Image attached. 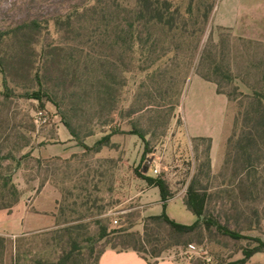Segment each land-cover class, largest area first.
<instances>
[{
	"label": "rangeland",
	"instance_id": "374dc122",
	"mask_svg": "<svg viewBox=\"0 0 264 264\" xmlns=\"http://www.w3.org/2000/svg\"><path fill=\"white\" fill-rule=\"evenodd\" d=\"M95 1L0 0V32H7L32 20L48 21L51 32L48 38L45 33L40 37L34 36L33 45L29 47L15 45L11 40H5L0 46V54L6 60L5 78L0 73V144H3L0 147L3 154L29 145L28 149L21 151L24 153L21 155H26L38 145V137L48 136V143H52L57 127L65 128L58 110L52 103L44 99L43 104H40L36 100L28 99L26 95H31L39 89L35 79L36 73L42 76L50 92L57 94L61 91V74L57 73L54 65L49 72L46 71L38 56L42 44L47 38V42H53V45L66 46L65 34L56 33L52 19L65 16L76 9L81 11L84 7L93 5ZM215 10H218L216 21L221 22L222 18L231 21L239 16L236 26L223 28L215 25ZM215 10L201 43V52H211L213 46L218 45L221 40H229L230 48L226 45L225 49L230 53L229 60L233 62L232 73L235 76L241 74L246 83L260 88L258 73H245L244 70L250 66L247 60L258 62L264 59V0H219ZM18 42L17 39L16 43ZM242 54L244 57H241ZM201 71L204 74L209 73L207 67H202ZM196 72L193 70L190 77L197 75ZM4 79L9 98L3 96L6 91ZM126 79L120 109H127L133 103L138 87L143 81L141 76L134 74L127 75ZM241 80L222 84V90L232 98L227 110L225 133L227 141L233 138L234 140L225 142L223 156L217 161H213L210 154V170L206 167L207 143L189 139L185 134L181 115L188 120L189 125L194 121V109L189 100L182 105L181 110L175 108L173 112L169 111L170 106H175L178 101L176 90L162 103V111L167 112L165 119H159L151 110L122 118L121 111L118 110L113 116V121L106 125L107 112L98 113L93 94L88 96V101H84V111L76 112L66 108L75 132L88 148L95 147L96 142L107 136L111 129L124 132L115 134L108 147H102L96 152L88 150L67 162L47 160L39 165L34 158L23 162L21 169L14 176L15 185L50 181L62 194L59 206L61 222L70 223L22 237L21 246L27 256L21 260V264H57L70 251L75 252L74 256L78 255L76 261L78 260L79 264H93L99 253L107 248L106 240H98L101 226L107 227L109 232L129 230L131 233L143 235L144 222L149 217L157 216L161 207L158 190L149 189L145 182L135 176L134 170L141 162L145 145L138 136L129 134L133 125H137L144 132L146 140L150 143L145 161V165H148L147 175H162L172 194L177 196L180 202L186 203L187 187L202 169L204 173L199 177V184L213 194L208 214L231 230L264 240V196L254 203L244 200L239 190L242 178L237 173L239 169L234 170L233 156L239 138L235 130L239 113L246 104L244 96L248 94L249 88L242 84ZM80 91L83 95L82 89L77 90ZM181 100L182 97L180 102ZM40 112L48 118L47 124L36 122ZM206 115L210 117L208 110ZM212 118L218 126L219 114H213ZM206 128L211 127L207 124ZM215 128L214 126L210 130ZM4 165L3 167H8L10 162ZM235 206L237 208H234ZM248 206L258 208L261 217L260 225L256 228L253 225L254 229L251 231L244 230L249 226L251 218ZM172 210L174 212L170 215L173 217L175 214L177 222H181V211L176 208ZM190 214L191 218L195 219L191 211ZM65 228L70 230L65 231ZM166 234L165 225L151 226V237L155 236L163 241ZM114 237L112 235L110 239H115ZM183 241L189 243L187 248L184 246L165 250L157 260L151 256L155 246L147 245L143 256L155 264L165 260H172L176 264H194L198 259L206 260L210 264H223L241 259L243 250L255 246L253 242L235 241L216 232L189 235L183 238ZM162 245L161 242L158 247L161 248ZM91 247L94 249L93 254L90 253ZM248 264H264V253L256 254Z\"/></svg>",
	"mask_w": 264,
	"mask_h": 264
},
{
	"label": "trees",
	"instance_id": "16d2710c",
	"mask_svg": "<svg viewBox=\"0 0 264 264\" xmlns=\"http://www.w3.org/2000/svg\"><path fill=\"white\" fill-rule=\"evenodd\" d=\"M218 2L219 0H96L93 5L86 6L81 11L76 9L65 16L52 19L56 33L65 34L66 46L47 42L51 33L49 22L37 20L25 22L7 32H0V46L5 40H11L15 45L29 47L33 45L34 36L46 34V41L42 44L38 56L46 71L49 72L54 65L57 73L61 74L59 77L61 96H58L59 93L50 92L42 76L36 73L35 79L39 89L26 97L40 104H43L44 99L52 103L61 116L62 124L86 151L96 152L102 147H108L115 134L124 132L111 129L110 133L98 140L93 148H88L80 140L70 122L67 109L84 111V101H88L89 95L93 94V100L100 111L98 113L107 112L106 125L113 121V116L118 110L121 111L122 118L151 110L159 119H165L167 112L162 111L164 108L162 103L176 90L178 101L175 106H170L169 111L173 112L175 108L180 107V98L193 70H196L202 79L215 83L218 93L225 95L229 102L232 100L231 95L222 90V84L242 79L241 83L249 88L248 94L244 96L246 104L237 121L238 134L235 130L239 138L235 145L233 162L234 170L239 169L237 173L242 178L239 186L240 196L254 203L264 196V59L258 62L247 60L251 64L249 63L248 69H243L245 73L252 71L258 73L261 87L255 88L246 83L241 74L235 76L232 73L230 53L225 49L226 45L227 47L230 45L229 40L227 42L221 40L218 45L213 46L211 52L208 50L201 52V43ZM241 57H244V54ZM202 67H207L209 73H202ZM5 69L6 60L0 54V73L4 78ZM131 74L141 76L143 81L138 87L133 103L127 109L123 107L120 109L126 77ZM6 86L4 79L6 91L3 96L9 98ZM57 88L58 86L55 87ZM78 89H82L84 94L82 95L81 91L77 92ZM140 103L142 104L139 106ZM129 134L138 136L144 142L142 159L134 173L136 178L145 182L148 187L159 190L162 213L147 218L144 222L143 235L131 233L129 230L109 232L107 227L101 226L98 240H106L107 248L112 244L110 248L117 252L133 251L148 264H155L143 256L147 245L155 246L151 256L157 260L165 250L184 246L187 248L189 243H185L183 238L189 235L216 232L235 241L246 240L255 244L251 249L242 251L241 259L223 264H248L256 254L264 253V240L231 230L213 215L208 214L213 194L199 184V177L204 173L202 169L193 177L186 190V205L195 215V223L183 225L171 219L166 212V203L173 194L167 182L162 175L156 177L147 175L148 165H145V161L150 143L137 125H133ZM193 140L207 143L206 167L210 170L211 140L206 138ZM233 140L234 138L229 141ZM22 148L17 147V150L14 149L15 151L5 155L0 147V210L12 208L19 200L20 193L14 183V176L21 169L23 162L31 158L30 154L21 155ZM36 161L39 165L44 162ZM6 162H10V165L3 167ZM247 208L251 218L249 226L244 230L251 231L254 229L253 225L255 228L260 225L261 217L258 208L251 206ZM67 223L70 222L66 221L61 226ZM159 224L167 227L163 241L150 235L151 226ZM112 235L115 239H110ZM161 242L163 245L160 248L158 245ZM21 244L22 238L13 241L0 236V264H21V260L27 256ZM107 248L99 253L93 264L99 263L101 255ZM90 253H94L93 247L90 248ZM74 254L75 252L70 251L57 264H71L72 261V264H79L78 260L76 261L78 255ZM194 264L210 263L198 259Z\"/></svg>",
	"mask_w": 264,
	"mask_h": 264
},
{
	"label": "crops",
	"instance_id": "0c3cea01",
	"mask_svg": "<svg viewBox=\"0 0 264 264\" xmlns=\"http://www.w3.org/2000/svg\"><path fill=\"white\" fill-rule=\"evenodd\" d=\"M217 14L218 10H215L213 15L214 24L223 28H234L239 19V16L233 18L231 21L222 18L220 22V20L216 21ZM188 100L189 104L194 109V121L189 125L188 120H185L179 113L184 122L185 134L189 139H210L211 158L213 161H217L220 156H223L224 145L227 141L225 127L227 122V110L230 102L225 95L218 93L215 83L206 81L197 75H193L189 78L179 110H181L182 105L184 106ZM207 110L209 111L210 117L206 115ZM217 113L219 114L218 126L214 124L215 121L212 118V115H217ZM207 124L211 127L210 129L215 126V130L207 129ZM65 128L57 127L54 135L55 140L52 143H48L47 139L50 138L48 136L43 135V138L38 137V145L27 154H30L31 158L35 160H57L66 162L79 155L85 154L86 150L73 138L67 128ZM45 140L47 141L44 143ZM29 147V145L24 146L22 151ZM21 154L24 153L21 152ZM16 186L20 193L19 200L12 208L0 210V236L15 241L16 239L32 233H39L61 227L63 222H61L62 220L60 219L62 215H59V206L62 200V194L58 187L53 185L50 181L44 183L25 182L20 186ZM242 186L245 188L244 184ZM149 189L158 190L157 188L151 187H149ZM169 189L171 190V188ZM166 204L168 216L176 222L177 219L175 218V214L173 213L174 216L172 217L170 213L174 212L172 210L173 208H176L177 211H181V222L177 223L183 225H192L195 223V215L192 213L195 219L191 218L190 210L186 203L184 201L180 202L177 196L173 195ZM159 205L161 210L157 216L162 213L160 193ZM98 264L148 263L136 252H117L111 248H107L101 255ZM158 264H176V262L165 260Z\"/></svg>",
	"mask_w": 264,
	"mask_h": 264
},
{
	"label": "built area",
	"instance_id": "2783aa9c",
	"mask_svg": "<svg viewBox=\"0 0 264 264\" xmlns=\"http://www.w3.org/2000/svg\"><path fill=\"white\" fill-rule=\"evenodd\" d=\"M36 122L40 123V124H47L48 123V118L46 117V115L42 112L37 114V120ZM155 173H157V171H155ZM191 248V246H190Z\"/></svg>",
	"mask_w": 264,
	"mask_h": 264
}]
</instances>
